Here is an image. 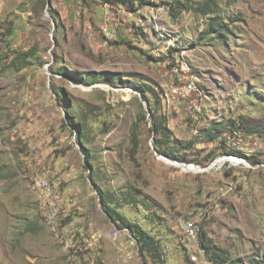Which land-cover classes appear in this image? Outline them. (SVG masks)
<instances>
[{
	"label": "rangeland",
	"instance_id": "obj_1",
	"mask_svg": "<svg viewBox=\"0 0 264 264\" xmlns=\"http://www.w3.org/2000/svg\"><path fill=\"white\" fill-rule=\"evenodd\" d=\"M50 2L0 0V264H192L188 219L228 263L260 264L264 0L108 11L101 0ZM214 17L224 36L206 34ZM180 62L196 90L171 109L151 99L168 129L155 135L140 89L158 95ZM91 73L122 81L82 83ZM49 200L58 202L54 224ZM129 225L150 235L156 254L141 253Z\"/></svg>",
	"mask_w": 264,
	"mask_h": 264
},
{
	"label": "trees",
	"instance_id": "obj_2",
	"mask_svg": "<svg viewBox=\"0 0 264 264\" xmlns=\"http://www.w3.org/2000/svg\"><path fill=\"white\" fill-rule=\"evenodd\" d=\"M101 1H102V4H104L105 6H108V5H110V6L128 5V4H130L131 6H135L136 2H138L139 5H142L145 3V0H101ZM176 3L178 5L182 4V3H180V1H176ZM174 4L175 3H168V6L171 7ZM212 10H213L212 8L208 9V4L205 5V11L210 12ZM221 24L222 23H220L218 21V19H216L215 17L211 18L209 20V24H208L207 29H206V34L207 35H213L216 38H218L221 35L224 36V32H225L226 27H224ZM71 78L75 80V78L73 76ZM100 81H105V82H108L114 86H118L119 82H121L122 80L119 78H115L112 81L108 77H104L102 75H99V77H96L92 73L86 74V75H81V82L84 84H87V85L93 84L95 82H100ZM140 90H141L140 93L142 95L143 101L145 103H147L148 107H149V113L151 115V121H152V132L155 135H161V136L165 135L166 132H168V129L163 125L162 118H158L151 108V99H153V101H152L153 103L157 101V104H160L162 102V106H163V99H162L161 92L158 95L155 93V94L151 95L152 97H149V96H147V93L145 91H142V89H140ZM163 108H164V106H163ZM71 112H72L71 110L65 111V113L67 114V117L69 119L68 125L72 126V127L78 126V124L75 122V119H73V117H70ZM221 130H222V127L218 128V129H214V131H216V134H221L223 131V130L222 131ZM228 130H230V129H228ZM206 134H208V136L210 138H214L212 136V134H213L212 131L211 132L207 131ZM76 140H77L78 144L81 146V150L84 152L83 154L86 156V159L89 160V153H88L87 149L83 147V145L81 143V139L79 137V133H77ZM157 141L159 142L158 138H157ZM159 151L162 155H165L169 158L177 160L176 159L177 157H174V153L169 154L167 152L162 151L161 149H159ZM100 195H101V202L105 206V208L108 212L107 214L109 215V217L113 218V220L115 221V219L117 218L116 209L114 210V209H111V207H109V205L107 203V198L103 192L100 193ZM127 229L130 231L131 235L137 240L139 247H140V250H141V253L143 255L148 256V257H152L154 254H156L155 245H154L150 235H148V233L141 226L129 225V226H127ZM199 236H200V243H201L202 247L206 250L208 257H209L210 261L212 262V264H244V263H239L237 261L228 263V261L226 259H224V256L219 253L218 249L213 246L211 240H209L207 238V234L204 231L200 230ZM260 260H261L260 264H264V259L262 258ZM247 264H253V263L249 262Z\"/></svg>",
	"mask_w": 264,
	"mask_h": 264
},
{
	"label": "built area",
	"instance_id": "obj_3",
	"mask_svg": "<svg viewBox=\"0 0 264 264\" xmlns=\"http://www.w3.org/2000/svg\"><path fill=\"white\" fill-rule=\"evenodd\" d=\"M106 32V37H109V33ZM109 39V38H107ZM107 44V40L104 42ZM196 88L193 81L192 68L187 62H180L176 65L171 75L169 76L167 83L164 85L161 91L163 106L165 109H171L176 104L189 101ZM37 182L41 189L45 191L51 190V184L46 172H41L37 175ZM49 199V198H48ZM45 211V217L49 223H55L57 217L58 202L49 200ZM181 229L185 237L191 243L190 261L192 264H212L206 250L200 243L199 227L195 219H188L181 224Z\"/></svg>",
	"mask_w": 264,
	"mask_h": 264
},
{
	"label": "water",
	"instance_id": "obj_4",
	"mask_svg": "<svg viewBox=\"0 0 264 264\" xmlns=\"http://www.w3.org/2000/svg\"><path fill=\"white\" fill-rule=\"evenodd\" d=\"M47 8H50L51 7V2H50V0H47ZM157 155H158V157H161V155L159 154V153H157ZM190 167H192V169H196V171H199L200 170V168H195L194 166H190Z\"/></svg>",
	"mask_w": 264,
	"mask_h": 264
},
{
	"label": "crops",
	"instance_id": "obj_5",
	"mask_svg": "<svg viewBox=\"0 0 264 264\" xmlns=\"http://www.w3.org/2000/svg\"><path fill=\"white\" fill-rule=\"evenodd\" d=\"M105 7H106V9H107V11H108V10H109V9H108V6H105ZM107 11H106V12H107ZM109 13H110V11H109ZM111 16H112V15H111Z\"/></svg>",
	"mask_w": 264,
	"mask_h": 264
}]
</instances>
